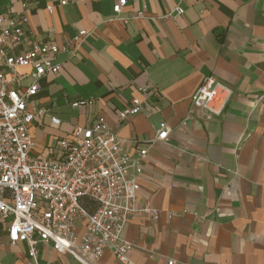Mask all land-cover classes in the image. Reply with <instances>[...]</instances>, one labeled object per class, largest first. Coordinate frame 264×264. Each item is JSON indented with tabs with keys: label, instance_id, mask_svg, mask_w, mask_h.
I'll return each mask as SVG.
<instances>
[{
	"label": "crops",
	"instance_id": "1",
	"mask_svg": "<svg viewBox=\"0 0 264 264\" xmlns=\"http://www.w3.org/2000/svg\"><path fill=\"white\" fill-rule=\"evenodd\" d=\"M116 2L0 0V15L26 20L24 40L4 45L8 54L42 44L59 50V73L41 78L27 98L28 111L46 110L29 127L32 153L54 155L74 126L103 117L130 140L127 151L147 150L137 198L157 217L128 221L131 264H264V0H136L114 15ZM177 7L183 14L175 15ZM80 31L88 34L74 42ZM0 71L7 73L1 61ZM31 72L17 69L19 93ZM208 76L231 90L226 108L211 119L198 112L186 119ZM133 99L140 111L120 121ZM82 101L91 104L72 106ZM159 123L168 138L150 144ZM9 225L0 217V264H25L26 247L9 243ZM37 250L39 264H81L50 243ZM92 264L119 263L105 251Z\"/></svg>",
	"mask_w": 264,
	"mask_h": 264
},
{
	"label": "built area",
	"instance_id": "2",
	"mask_svg": "<svg viewBox=\"0 0 264 264\" xmlns=\"http://www.w3.org/2000/svg\"><path fill=\"white\" fill-rule=\"evenodd\" d=\"M128 1L136 2L117 0L114 15ZM48 12L52 13L51 7ZM176 14H183V9L177 7ZM25 22L23 17L0 15V25L5 24L0 30V61L7 71H0V217L10 220L9 243L25 245V264H39L38 243H50L57 253H66L81 264H92L105 251H110L119 264H131L128 254L133 245L123 238L128 221L135 215L154 221L157 217L149 202L139 204L137 198L147 150L127 151L125 145L130 140L119 137L99 117L91 127L74 126L72 138L59 140L54 155L32 153L29 127L35 115L43 116L46 110L28 111L27 98L37 93L41 78L59 73L62 65L55 62L58 48L48 44L18 55L8 54L4 45H19L24 40ZM87 34L80 31L73 41L79 42ZM21 67L32 68V82L24 93L17 89L21 79L17 69ZM231 94L215 77H205L190 99L186 119L195 112L207 119L220 116ZM83 104L91 102L72 106ZM140 107L141 102L133 99L119 111V120L137 114ZM51 122L60 124L56 117ZM168 134L166 123H159L157 135L149 143L165 141Z\"/></svg>",
	"mask_w": 264,
	"mask_h": 264
}]
</instances>
